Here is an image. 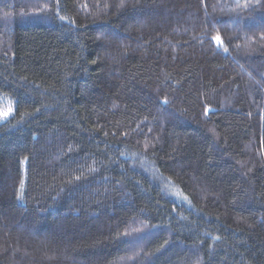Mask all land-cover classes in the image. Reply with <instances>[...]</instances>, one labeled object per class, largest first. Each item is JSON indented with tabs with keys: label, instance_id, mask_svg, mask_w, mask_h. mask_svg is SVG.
<instances>
[{
	"label": "trees",
	"instance_id": "trees-1",
	"mask_svg": "<svg viewBox=\"0 0 264 264\" xmlns=\"http://www.w3.org/2000/svg\"><path fill=\"white\" fill-rule=\"evenodd\" d=\"M0 264H264V0H0Z\"/></svg>",
	"mask_w": 264,
	"mask_h": 264
},
{
	"label": "snow or ice",
	"instance_id": "snow-or-ice-1",
	"mask_svg": "<svg viewBox=\"0 0 264 264\" xmlns=\"http://www.w3.org/2000/svg\"><path fill=\"white\" fill-rule=\"evenodd\" d=\"M214 39H216L218 43H221V44L223 43V42L219 39V37H216V38H214ZM224 51H227V48H225ZM8 115H9V113H7V112L3 113V116H4L5 118H6ZM21 187H22V186H21Z\"/></svg>",
	"mask_w": 264,
	"mask_h": 264
}]
</instances>
